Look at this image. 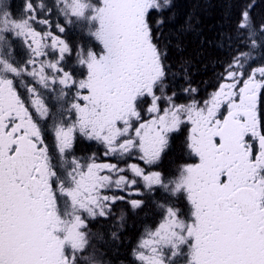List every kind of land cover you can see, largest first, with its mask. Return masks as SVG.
Here are the masks:
<instances>
[{"label":"snow or ice","instance_id":"obj_1","mask_svg":"<svg viewBox=\"0 0 264 264\" xmlns=\"http://www.w3.org/2000/svg\"><path fill=\"white\" fill-rule=\"evenodd\" d=\"M171 7L24 0L13 12L0 0V264H105L91 225L114 244L148 204L158 219L135 264H264V19L240 6L216 85L199 97L189 67L177 90L171 41L160 43ZM179 132L187 159L166 174ZM78 138L106 160L77 156Z\"/></svg>","mask_w":264,"mask_h":264},{"label":"trees","instance_id":"obj_2","mask_svg":"<svg viewBox=\"0 0 264 264\" xmlns=\"http://www.w3.org/2000/svg\"><path fill=\"white\" fill-rule=\"evenodd\" d=\"M23 1L10 0L12 11L18 12ZM244 3L255 5L252 16L257 21L264 19V0H171L172 7L165 13L166 23L160 43L163 47L166 41H171L167 45L168 61L173 72L178 73L175 80L177 90L181 86H187L183 69L189 67L188 78L192 87L200 89L199 97H205L212 91L216 85L220 63L227 59V48L223 46L224 37L231 31L236 14ZM69 38H80L81 43H87L90 39L79 29L71 30ZM177 41L182 51H177ZM22 51L18 45V54L22 55ZM255 55L259 63L261 53L257 52ZM180 96L184 101L182 93ZM147 215L144 224L149 221ZM140 226L137 214L129 212L120 240L110 245L95 242L96 245H103L101 251L105 255L104 261H110V264H135L131 250L142 236ZM91 228H95L94 233L102 232L99 223L91 225Z\"/></svg>","mask_w":264,"mask_h":264},{"label":"flooded vegetation","instance_id":"obj_3","mask_svg":"<svg viewBox=\"0 0 264 264\" xmlns=\"http://www.w3.org/2000/svg\"><path fill=\"white\" fill-rule=\"evenodd\" d=\"M45 2L50 3L49 0H45ZM9 3H10V0H9ZM23 4H24V1H23ZM55 20H53V22ZM69 39L75 43H81L80 38H69ZM178 102H184L181 100V96ZM103 151L104 150L102 146L95 144V142L82 141L81 138H78L74 145V152L77 156L88 157V156H91L93 153H95L97 156L98 162H104L106 160V158L103 155ZM186 159H187V156L185 154V149H184V132L175 133L170 139L169 147L166 150V152L163 154L162 159L159 162L157 170L163 171L166 174L173 173L175 172L177 166L183 163ZM133 162H136V161H133ZM167 165H169V168L167 167ZM159 195H160L159 192H157L156 197L158 198ZM122 208H127V205L123 203L117 204L116 206L117 216L120 214V209ZM148 212H149V215H147ZM136 214L138 216V220L141 225L139 231L142 233V235L145 233L146 231L145 229L153 226L157 222V219H158L156 211L154 208L152 209L151 204L146 205V207L142 211L135 213V215ZM146 215L148 216L149 221L146 224H144ZM127 220H128V214H127ZM102 246H99L98 248L100 249L97 248V251L102 253L101 251ZM102 258L103 260H105V255H103ZM110 263H111L110 261L105 262V264H110Z\"/></svg>","mask_w":264,"mask_h":264},{"label":"rangeland","instance_id":"obj_4","mask_svg":"<svg viewBox=\"0 0 264 264\" xmlns=\"http://www.w3.org/2000/svg\"><path fill=\"white\" fill-rule=\"evenodd\" d=\"M36 1V0H35ZM8 2H9V0H8ZM49 2H51V0H49ZM53 20H55L56 18H52ZM21 50H23L22 51V54H23V52H24V49H23V47L21 46ZM81 140L82 141H87V140H84L83 138H81ZM87 142H89V141H87ZM96 144V143H95ZM98 145V144H97ZM95 229V228H94ZM94 229H92V231L94 232L95 230ZM99 235H100V233H98L97 232V238H96V240H95V242H97L98 244H101V243H103L98 237H99ZM99 246H102V245H97V248L99 247ZM99 252V251H98ZM99 253H101V252H99Z\"/></svg>","mask_w":264,"mask_h":264}]
</instances>
